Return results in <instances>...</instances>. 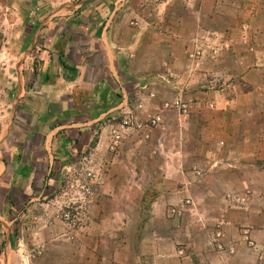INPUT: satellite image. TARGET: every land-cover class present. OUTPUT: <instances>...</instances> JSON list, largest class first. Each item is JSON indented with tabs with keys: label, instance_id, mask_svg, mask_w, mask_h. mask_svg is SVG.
<instances>
[{
	"label": "crops",
	"instance_id": "crops-1",
	"mask_svg": "<svg viewBox=\"0 0 264 264\" xmlns=\"http://www.w3.org/2000/svg\"><path fill=\"white\" fill-rule=\"evenodd\" d=\"M11 2L28 11L1 48L13 72L1 156L12 211L91 170L80 230L98 254L79 262L264 264V0ZM181 97L187 116L161 110ZM154 114L149 141L125 134L110 151L122 118ZM218 231L233 254L216 249Z\"/></svg>",
	"mask_w": 264,
	"mask_h": 264
},
{
	"label": "rangeland",
	"instance_id": "rangeland-1",
	"mask_svg": "<svg viewBox=\"0 0 264 264\" xmlns=\"http://www.w3.org/2000/svg\"><path fill=\"white\" fill-rule=\"evenodd\" d=\"M6 3L0 6V264H88L77 259L83 255L90 257L98 254V249L91 246L89 231L80 230V223L88 220L87 210L91 205L89 197L92 188L88 178H77L75 172L71 171L70 174H74L57 183L52 196L36 200L35 203H29L27 197L22 198L16 204L20 209L18 212L12 211L15 204L12 200H3L8 191L5 181L9 170L7 165L5 167L1 163L7 146L6 138H2V129L11 110L13 97L8 82L13 72L10 69V56L2 53L1 48L8 46L6 39L12 27L16 28L18 18L28 12L25 7L14 6L11 0ZM219 47V41L213 40L210 49L216 51ZM181 99L190 100V97ZM81 192L84 193L86 213L83 219L79 214Z\"/></svg>",
	"mask_w": 264,
	"mask_h": 264
},
{
	"label": "built area",
	"instance_id": "built-area-1",
	"mask_svg": "<svg viewBox=\"0 0 264 264\" xmlns=\"http://www.w3.org/2000/svg\"><path fill=\"white\" fill-rule=\"evenodd\" d=\"M191 108V101L181 98H175L171 101H166L162 104L161 110H175L181 116H187ZM162 123V116L160 114L147 115L145 118H137L134 115H128L121 119L118 125L114 126L111 131V145L110 151L114 154L117 153L123 136L125 134H136L144 140L150 139V136L154 129L159 127ZM193 172L196 176H201V172L198 169H194ZM87 178L92 180L91 170H86ZM249 192H247L248 194ZM246 202L243 197L235 198L234 203L238 206H242ZM192 204L190 199L184 200L179 207H173L170 209L171 217H178L188 206ZM240 238L248 248L255 249L256 243L251 236V231L248 228H243L240 231ZM225 235L221 231H218L214 236L215 247L218 251H223L227 248L230 254L234 253L232 243L229 242L225 247L224 241Z\"/></svg>",
	"mask_w": 264,
	"mask_h": 264
}]
</instances>
